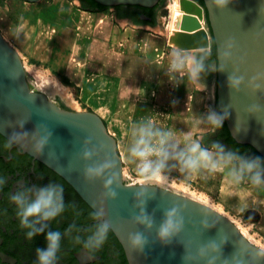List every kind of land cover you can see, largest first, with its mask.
<instances>
[{"label": "water", "instance_id": "95a60500", "mask_svg": "<svg viewBox=\"0 0 264 264\" xmlns=\"http://www.w3.org/2000/svg\"><path fill=\"white\" fill-rule=\"evenodd\" d=\"M95 1L112 7H154L161 2ZM193 1L200 7L198 13L206 28L192 33L201 28V22L186 14L175 42L180 49L198 55L208 52L215 41L217 113L227 114L225 122L238 143L248 144L264 156V0H227L222 6L215 0H204V5ZM2 6L8 8L6 3ZM125 10L136 11L133 7ZM116 18L136 24L117 14ZM157 23L158 17L154 26ZM229 41L231 49L226 48ZM226 50L229 56L224 55ZM231 76L243 79L233 87ZM199 81L208 84L207 104L216 112L212 109L213 81L202 72ZM0 133L63 176L96 213H102L100 219L114 231L130 264H264V250L213 206L151 181L128 183L117 139L104 119L92 110L67 109L33 88L20 54L1 31ZM45 136L46 142L36 151ZM253 155L251 151L244 159ZM89 168L100 171L90 174ZM173 208L182 218V226L162 239L160 229ZM136 235L142 240L139 245L133 243Z\"/></svg>", "mask_w": 264, "mask_h": 264}, {"label": "rangeland", "instance_id": "374dc122", "mask_svg": "<svg viewBox=\"0 0 264 264\" xmlns=\"http://www.w3.org/2000/svg\"><path fill=\"white\" fill-rule=\"evenodd\" d=\"M4 3L8 8L0 5L1 33L20 54L31 86L48 94L61 106L90 110L87 105L90 102L83 94L96 90L91 86L94 81L87 80L96 75L92 57L102 55L113 62L112 69L105 72L106 79L121 84L117 86L118 90L111 84L105 88L106 96L110 97L104 101L106 107L102 114L109 120V129L117 136L124 178L128 183L145 182L138 174V162L128 154L134 125L150 120L156 127L170 130L173 134L170 143L180 141L176 151L184 146L186 136L199 140L201 134L211 130L207 121V115L212 112L206 101L208 90L195 88L189 79L187 65L180 70L170 67L173 53L184 57L191 53L171 41L173 27L182 31L183 16L173 22L177 11L169 0L158 11L157 25L152 26L160 31L147 30L160 33L162 39L144 34L131 41L132 27L118 22L115 8L95 14L84 10L80 0H4ZM211 67L216 72V64ZM66 71L72 81L65 76ZM150 78H156L159 93L158 90L152 92V102L139 100L143 96L136 93L144 89V80ZM129 89L131 94L135 93L131 102L125 101V92ZM215 90L213 81L214 99ZM240 162L234 158L224 171L213 172L205 168L193 171L181 170L180 162L170 157L159 175L162 178L157 176L151 182L192 194L219 209L264 248V207L250 201L251 187L244 182L245 178L239 183L229 182V170L238 169ZM227 187L233 190L226 198Z\"/></svg>", "mask_w": 264, "mask_h": 264}, {"label": "clouds", "instance_id": "9594fccd", "mask_svg": "<svg viewBox=\"0 0 264 264\" xmlns=\"http://www.w3.org/2000/svg\"><path fill=\"white\" fill-rule=\"evenodd\" d=\"M227 0H215L218 5H223ZM231 41L226 45L227 49L232 47ZM230 51H225L224 55L229 56ZM204 55L197 56L191 54L187 57L180 56L173 53L170 62V67L173 70L184 69L187 65L189 79L195 85L197 90H203L205 84L199 81V75L204 70ZM242 77H229L231 86L236 87L239 85ZM227 114H218L216 112H209L207 121L212 126L211 130L215 131L223 125ZM132 143L128 148L130 157L135 158L137 163L138 174L144 177L145 182L151 181L161 174L166 162L171 157L177 159L182 165L181 170L190 169L198 170L205 168L210 171H224L225 167L234 159V154L231 152L224 153V148L220 144H214L213 149L218 150L214 152L206 147H203L199 140H193L190 136L184 138V146L176 151L180 141L170 143L173 134L170 130H164L156 127L150 120L142 121L133 126ZM47 137H43L36 145V151H40L43 144L46 142ZM11 143V141L9 142ZM169 149L172 151L170 152ZM86 156L91 155L85 152ZM218 155L219 158H215ZM262 167V162L259 157L252 159H241L239 168H231L228 172L230 183H239L244 174L252 173L250 179L254 184H260L264 181V174L259 170ZM256 170V171H253ZM99 168H89L88 172L98 173ZM4 183L3 178H0V185ZM63 187L58 184H48L43 187L35 189L31 188L18 189L12 193L10 199L17 206L16 215L19 219L20 226L26 228L25 236L27 239H32L40 233H44L46 246L36 249V264H56L57 253L61 248L62 233L59 230H49V221L54 220L65 209L63 199ZM114 195V193H111ZM99 216L102 213H94ZM167 219L160 229V237L167 238L172 233L179 231L182 226V218L179 216L175 208L166 213ZM138 219L146 220L147 217H138ZM150 222V221H149ZM109 224L107 222L100 223L91 236L84 241V247L99 248L107 239L109 233ZM134 244H141L142 240L140 235H136L133 239Z\"/></svg>", "mask_w": 264, "mask_h": 264}, {"label": "flooded vegetation", "instance_id": "af4514ba", "mask_svg": "<svg viewBox=\"0 0 264 264\" xmlns=\"http://www.w3.org/2000/svg\"><path fill=\"white\" fill-rule=\"evenodd\" d=\"M163 4L164 0H161L158 5L153 7L154 11L151 14H141L144 24L152 26L156 24L158 11ZM143 15H146L147 18H144ZM127 18L134 21L132 17ZM146 21L147 23H145ZM210 51L211 49L207 53L209 54ZM201 55L204 53L197 56ZM206 57L202 74L210 81H214L216 86V72L211 65L217 63L211 60L208 55ZM207 71L211 74L208 75ZM216 100L215 93L212 109H215L217 113ZM223 131L224 125L215 131L210 130L200 138V141L204 146H210V148L218 143L223 146L224 153L231 152L234 154V158L240 161L249 156L252 150L243 154L235 149L223 137ZM10 141L11 143H9ZM253 156L257 157L255 153ZM259 170L264 174V163ZM251 175L252 173L246 172L244 177L251 180ZM0 178L4 180V183L0 185V264H36V249L46 246L45 235L40 233L32 239L26 238L27 229L20 226L16 215L17 206L11 201L10 196L18 189L31 188L35 191V189L50 183L63 187L65 203L63 213L47 222L48 228L45 229V231L59 230L62 233L61 248L57 253L56 264H130L122 243L111 228H109L107 239L99 248L84 247V241L103 221L99 216L94 215L96 212L93 208L63 176L1 133Z\"/></svg>", "mask_w": 264, "mask_h": 264}, {"label": "crops", "instance_id": "0c3cea01", "mask_svg": "<svg viewBox=\"0 0 264 264\" xmlns=\"http://www.w3.org/2000/svg\"><path fill=\"white\" fill-rule=\"evenodd\" d=\"M91 13H95V14H100L102 13L101 11L100 12H93L91 11ZM119 23H123L124 21H121V20H118ZM126 23L127 25H130L132 27V34L129 36L130 37V41L131 39H134L136 38L137 36L140 38L141 35H144V34H149V35H152L153 37H155L157 40L159 39H162V35H159V34H156V33H153V32H147V30L149 29H152L154 32H159L160 30L159 29H153L152 28V25H148L146 27H141V26H138L137 24H131V23H127V22H124ZM145 28V29H144ZM157 44H159V42H157ZM209 51V49H207ZM185 51V50H184ZM189 52V51H188ZM191 53V52H190ZM192 54V53H191ZM83 58V57H82ZM86 59V57H84ZM83 58V59H84ZM93 60L92 62L95 63V70H96V75L93 77V78H87L88 81L92 82L94 81V83H91V86H93L94 88H96L95 91H92V92H89V93H86V94H83V90H81V94H83L85 97H87V100H89L90 103H88L87 105L89 106V109L92 110V111H95L96 113H98L103 119H105V121L107 122L108 124V129L110 127V123H109V120L102 114V109H104L106 107L105 105V100L109 97L106 96V92L104 91L105 88H107L110 84H111V87H114L118 90V85L120 86L121 83H119L117 80L112 81L111 79H106V71L107 70H111L112 67H113V62L111 60H109L108 58H106L105 56H102V55H98V56H93L92 57ZM96 60V61H95ZM69 72H65V76L70 79L71 76H69ZM102 76V77H101ZM85 80V78H84ZM70 81H72L70 79ZM145 81V86H144V89L141 90L140 92H137L136 95H139V96H143V97H146L144 99H142L143 97H141L139 100H146V101H150L152 102L153 101V98H152V92L154 90H158V93H159V83L156 82V78H150V80H144ZM191 81V80H190ZM192 82V81H191ZM86 84V83H85ZM194 85V84H193ZM88 86V85H87ZM195 86V85H194ZM205 90H208L206 88H204ZM124 91V90H123ZM125 92V91H124ZM130 89L128 91H126L125 93H127V98L125 101H128V102H131V98L134 97V94L135 93H130ZM209 92V90H208ZM157 92H155V98H157ZM131 94V95H130ZM161 95V90H160V94ZM107 97V98H106ZM134 99V98H132ZM207 99V98H206ZM207 101V100H206ZM86 103V102H85ZM208 106V104H207ZM210 108V107H209ZM109 132L115 137L117 138L116 134L113 133L110 129H109ZM199 141H200V138H199ZM201 142V141H200ZM117 143H118V140H117ZM119 145V144H118ZM203 145V144H202ZM204 146V145H203ZM205 147V146H204ZM210 150H212L214 152V155L217 153L218 150L216 149H213V148H208ZM215 158H219L218 155L215 156ZM245 178V177H244ZM246 184H248V186L251 187V199L250 200L251 202H257L258 204H261V207H264V181H262L260 184H254L252 181L250 182H247ZM232 187H230V190H228L229 188L227 187V191H226V198L228 196V192L232 191L233 189H231ZM233 204V203H231Z\"/></svg>", "mask_w": 264, "mask_h": 264}, {"label": "trees", "instance_id": "16d2710c", "mask_svg": "<svg viewBox=\"0 0 264 264\" xmlns=\"http://www.w3.org/2000/svg\"><path fill=\"white\" fill-rule=\"evenodd\" d=\"M81 1V7L84 10L88 11H93V12H103L107 11L110 8H115L116 9V14L118 18H127V17H132L135 21L136 24H141L144 23V20L141 19V14H151L154 9L153 7H143L140 5H118V6H105L100 3H98L95 0H80ZM201 4H205L204 0H198ZM4 4V0H0V5ZM125 7H133L136 9L134 12L126 11ZM147 23V21L145 22ZM207 56V55H206ZM204 56V62L207 60V57ZM211 60L216 61L217 63V47L216 43L213 40L212 42V47L211 51L208 54ZM207 74L210 75L211 73L207 71ZM217 100H216V107H217ZM224 125V131H223V137L226 138L227 142H229L231 145L234 146L235 149L241 151L243 154L246 153L248 150H252L257 157L260 158L261 162L264 163V156H262L260 153H258L256 150H254L250 145L248 144H240L238 143L230 134L229 129L227 127V124L225 120L223 121ZM206 148H210V146H205Z\"/></svg>", "mask_w": 264, "mask_h": 264}, {"label": "bare ground", "instance_id": "6f19581e", "mask_svg": "<svg viewBox=\"0 0 264 264\" xmlns=\"http://www.w3.org/2000/svg\"><path fill=\"white\" fill-rule=\"evenodd\" d=\"M169 3L171 4V5H173L174 6V8H175V12H176V14L173 16V22L174 23H176V21L177 20H179V18L181 17V16H184V15H186V14H188V15H190L191 14V16H194V17H196V18H198L199 20L201 19V25H202V28H206V26H205V21H204V17H200V15H199V13H198V11L200 10V7L198 6V4L197 3H195L193 0H169ZM189 4H192L191 6V8L189 7ZM181 7H182V9H181ZM190 8V9H189ZM201 28V29H202ZM173 33H172V35H171V41H173V43H175L177 46H178V44L175 42V36L177 35V33L179 32L175 27H173ZM193 32H198V31H196V29L194 30V31H192V33ZM47 82H48V80H47ZM123 160V159H122ZM158 178L159 179H161L162 178V176L161 177H159L158 176ZM157 182V181H156ZM188 195H190V194H188ZM190 196H192V194L190 195ZM192 197H194V196H192ZM195 198V197H194ZM200 200V199H199ZM202 201V200H201ZM203 202H205V201H203ZM206 203V202H205ZM208 204V203H207ZM210 205V204H209ZM212 206V205H211ZM215 208V207H214ZM217 210H219V209H217ZM220 211V210H219ZM221 212V211H220ZM228 216V215H227ZM231 218V217H230ZM232 219V218H231ZM233 220V219H232ZM234 221V220H233ZM235 222V221H234ZM241 229V228H240ZM242 231V230H241ZM243 232V234L245 235V236H247L245 233H244V231H242ZM248 237V236H247ZM251 241H253L250 237H248ZM254 242V241H253ZM255 243V242H254ZM261 247V246H260ZM263 250H264V248L263 247H261Z\"/></svg>", "mask_w": 264, "mask_h": 264}]
</instances>
